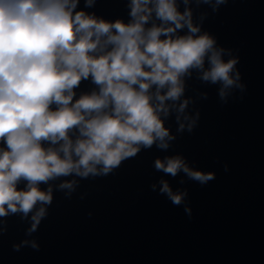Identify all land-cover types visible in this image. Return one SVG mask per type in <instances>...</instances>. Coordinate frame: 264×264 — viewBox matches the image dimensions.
<instances>
[{
  "label": "clouds",
  "instance_id": "1",
  "mask_svg": "<svg viewBox=\"0 0 264 264\" xmlns=\"http://www.w3.org/2000/svg\"><path fill=\"white\" fill-rule=\"evenodd\" d=\"M86 2L90 6L92 0ZM77 4L0 0V143L5 145L0 148V216H27L37 203L50 204L51 189L42 191L39 184L54 177L72 172L86 177L101 164L108 173L135 156L140 145L149 148L157 140L167 148L165 137H173L160 119V112L168 113L164 102L179 100L181 77L190 68L204 69L206 57L204 81L221 82V96L235 83L230 73L236 61H223L208 34L195 35L200 29L192 24L191 11H177L176 0H131L128 24L77 11ZM153 11L163 23L145 30ZM185 26L189 34L173 38ZM89 76L100 85L99 93L74 100V89ZM187 103L179 105L180 112ZM73 128L81 137L75 142L69 137ZM45 141L59 147L45 148ZM155 167L172 176L183 170L201 182L212 179L211 173L191 171L179 157L157 159ZM21 180L27 185L18 190ZM161 183V191L179 204L181 195ZM44 215L39 208L29 231Z\"/></svg>",
  "mask_w": 264,
  "mask_h": 264
}]
</instances>
